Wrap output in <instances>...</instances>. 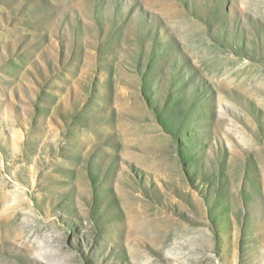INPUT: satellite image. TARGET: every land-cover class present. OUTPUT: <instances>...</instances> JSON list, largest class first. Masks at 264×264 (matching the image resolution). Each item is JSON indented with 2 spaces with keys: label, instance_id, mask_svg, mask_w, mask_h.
<instances>
[{
  "label": "rangeland",
  "instance_id": "rangeland-1",
  "mask_svg": "<svg viewBox=\"0 0 264 264\" xmlns=\"http://www.w3.org/2000/svg\"><path fill=\"white\" fill-rule=\"evenodd\" d=\"M0 264H264V0H0Z\"/></svg>",
  "mask_w": 264,
  "mask_h": 264
}]
</instances>
